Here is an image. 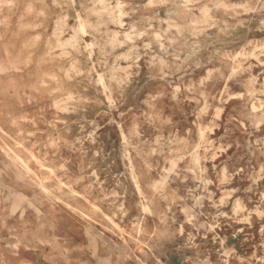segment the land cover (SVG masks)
<instances>
[{
	"label": "rangeland",
	"instance_id": "obj_1",
	"mask_svg": "<svg viewBox=\"0 0 264 264\" xmlns=\"http://www.w3.org/2000/svg\"><path fill=\"white\" fill-rule=\"evenodd\" d=\"M0 264H264V0H0Z\"/></svg>",
	"mask_w": 264,
	"mask_h": 264
},
{
	"label": "bare ground",
	"instance_id": "obj_2",
	"mask_svg": "<svg viewBox=\"0 0 264 264\" xmlns=\"http://www.w3.org/2000/svg\"><path fill=\"white\" fill-rule=\"evenodd\" d=\"M74 3V2H73ZM107 3V2H106ZM257 10V9H256ZM76 18H78V17H76ZM77 28V27H76ZM82 29V28H81ZM83 30V29H82ZM81 32V31H80ZM81 33H83V32H81ZM254 48V47H253ZM242 98V97H241ZM252 111V110H251ZM137 187V186H136ZM197 196H198V194H197ZM260 213V212H259Z\"/></svg>",
	"mask_w": 264,
	"mask_h": 264
}]
</instances>
